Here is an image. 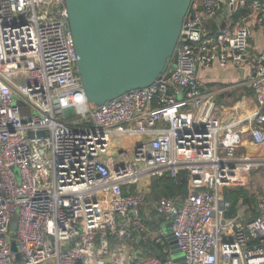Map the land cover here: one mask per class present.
I'll use <instances>...</instances> for the list:
<instances>
[{"label":"built area","instance_id":"1","mask_svg":"<svg viewBox=\"0 0 264 264\" xmlns=\"http://www.w3.org/2000/svg\"><path fill=\"white\" fill-rule=\"evenodd\" d=\"M241 6L250 11L235 20ZM223 11L230 22L212 31L206 22ZM251 14L262 23L264 0H193L168 71L97 105L77 72L65 0H0V264H264V187L246 222L226 216L225 194L264 158L239 153L241 120H223L199 75L252 59ZM252 66L248 119L259 144L264 50ZM118 136L132 142L119 145ZM181 171L186 196L153 201L184 255L175 260L165 228L151 229L143 210L152 179L179 180ZM142 238L167 256H144L135 244Z\"/></svg>","mask_w":264,"mask_h":264},{"label":"water","instance_id":"2","mask_svg":"<svg viewBox=\"0 0 264 264\" xmlns=\"http://www.w3.org/2000/svg\"><path fill=\"white\" fill-rule=\"evenodd\" d=\"M192 1L65 0L88 101L101 105L161 78L171 65ZM252 58L256 61L258 54ZM11 237L17 251L15 234ZM166 237L171 254H177L174 259L183 260L171 230Z\"/></svg>","mask_w":264,"mask_h":264},{"label":"crops","instance_id":"3","mask_svg":"<svg viewBox=\"0 0 264 264\" xmlns=\"http://www.w3.org/2000/svg\"><path fill=\"white\" fill-rule=\"evenodd\" d=\"M263 20L259 24L256 22L255 14L248 17V22L252 27L250 36L251 54L260 53L264 50V14ZM230 22L228 16L223 11L216 18L208 20L206 23L212 31L218 30ZM253 59V58H252ZM252 59L246 61L242 67L229 64L227 67H221L218 64L201 67L199 75L205 83L207 90H212L216 94L218 112L224 121L241 120L238 127L243 130V142L239 145L238 151L249 152L256 160L264 158V143L252 142L250 133L252 122L248 116L256 107V100L251 87L248 84V78L252 72ZM125 143L132 142L131 139H125ZM187 180L186 177H184ZM188 183V181H186ZM231 187H243L247 193V198L241 197L237 203L236 217L242 222L251 220L257 215V199L264 187V165H257L248 175H245L243 181ZM151 188L148 193L147 204L143 210V216L146 223L151 229H155L158 224L169 226L171 222L154 210L153 201L156 197H151ZM186 194H176L179 200L183 199ZM151 236V235H150ZM148 239H144L147 241ZM165 246L169 249L170 243L165 240ZM168 253V252H167Z\"/></svg>","mask_w":264,"mask_h":264},{"label":"trees","instance_id":"4","mask_svg":"<svg viewBox=\"0 0 264 264\" xmlns=\"http://www.w3.org/2000/svg\"><path fill=\"white\" fill-rule=\"evenodd\" d=\"M250 11L249 6L239 7L235 14L234 19H239L244 15H247ZM186 176L185 171H181L179 180H175L169 175H164L161 177H154L151 182V197H160L163 195L166 196H175L176 194H187L188 192V183L184 179ZM226 197L230 200L231 205L229 210L226 213L227 217H231L237 214V203L241 197L247 198V193L243 187H228L225 189ZM136 247L142 250L144 256L148 255H157L160 257L167 256V252L163 251L164 245L157 243L151 238L147 241L140 239L136 241Z\"/></svg>","mask_w":264,"mask_h":264},{"label":"rangeland","instance_id":"5","mask_svg":"<svg viewBox=\"0 0 264 264\" xmlns=\"http://www.w3.org/2000/svg\"><path fill=\"white\" fill-rule=\"evenodd\" d=\"M18 101H20V106H21L22 113H29L31 111L29 105L24 104L21 99H19ZM125 139L126 138L118 136V137L115 138V141H117L119 145H122L124 143ZM115 155L118 158V149L117 148H115ZM17 227H18V219H17V217H14L13 221L11 223V233L15 234ZM164 228H165V231H166V234H167V232L169 231V226L168 225H164ZM14 239H15V237H14ZM15 241H16V239H15ZM176 256H177V254L173 255V257H176Z\"/></svg>","mask_w":264,"mask_h":264},{"label":"flooded vegetation","instance_id":"6","mask_svg":"<svg viewBox=\"0 0 264 264\" xmlns=\"http://www.w3.org/2000/svg\"><path fill=\"white\" fill-rule=\"evenodd\" d=\"M131 149H130V151H132V147H130Z\"/></svg>","mask_w":264,"mask_h":264}]
</instances>
